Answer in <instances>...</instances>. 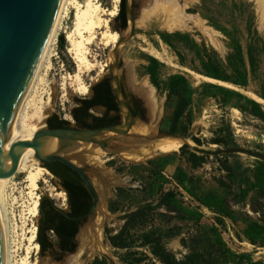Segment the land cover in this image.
Returning <instances> with one entry per match:
<instances>
[{"label": "rangeland", "instance_id": "obj_1", "mask_svg": "<svg viewBox=\"0 0 264 264\" xmlns=\"http://www.w3.org/2000/svg\"><path fill=\"white\" fill-rule=\"evenodd\" d=\"M78 1L81 4L84 3V0ZM99 1L101 7L107 11L114 7L113 0ZM120 1L118 0L117 4L118 11ZM131 3L136 23L141 20V11L145 0H131ZM148 4L150 5V3ZM180 5L185 6L184 14L190 18L184 28L173 31L166 30L163 26L164 19L160 15L158 19L156 16L151 17L142 27L135 25L133 38L119 50L117 76L126 94L134 95L142 102L146 109L147 119L150 117V110L146 92H152L158 104L161 105V111L157 115L156 121L158 131L154 136L183 139L186 138L187 133L193 132V138L200 139L205 144L198 148L192 139H188L187 143L185 142L176 152L177 154L174 152L158 153L142 163H133L110 155L102 157L99 164H88L85 161L76 162L89 177L100 195L101 201H104L102 209L106 216L101 238L102 245L106 250L105 254L99 253L89 259L82 256L78 260L79 264H96V261L121 264L120 258L125 252L113 249L107 238L120 231L126 212H131L138 203L153 199H150L147 192H136L134 193L136 200L132 202V205L127 202L123 209L115 213L110 211L109 204L115 201L116 190L119 188L142 190L144 186L154 180L160 182L161 179L155 177L158 170H161L163 177L168 180V184L164 186L165 190L176 191L186 207L200 208L203 213L200 227L209 231L213 226H216V215L190 198L177 185L176 179L181 180L188 187L191 186L199 196L227 199L225 188L229 182L222 169L224 159L222 156L210 155L202 167L194 169L191 163V154L196 153L198 149L205 152L217 150V146L206 144V142L218 136H223L225 140L229 141V132L232 134L234 146L245 152H259V145H264L263 126L251 116L239 111L238 106L243 105L240 99L227 98L221 92L202 87L203 84H212L238 92L251 100L260 99L258 94L264 91V9L260 0H180ZM66 7L64 18L61 20V31L58 33V36L63 35L64 39L65 32L72 28L75 14L70 5ZM149 8L151 11V7ZM150 11L148 13H151ZM115 18L103 17V19L109 20V28L113 32L116 28ZM102 31L104 29L98 30L96 38L86 46L88 67H77L67 52L66 40L63 50L58 48V43L56 47H52L48 58L51 67L46 69V66H43L41 69L38 80L34 83L28 98L29 102L26 107L28 109L24 111L26 115L32 114L36 106L42 108L45 114L47 113L44 121L50 115H57L72 123L71 113L77 106L76 102L89 98L91 88L95 84L104 78L110 79L108 67L112 60L113 49L104 46L101 41ZM177 34L181 37H174ZM166 35L171 36L167 41L182 52L185 62L194 58V44H205L206 47L214 50L222 60H226L233 49L239 48L248 76V86L242 89L226 83L232 86L230 88L207 82L203 76L187 67H182L179 64L178 55L163 40V36ZM158 54L162 57L159 58ZM76 75L79 76L81 83L88 87L87 95H81L76 91L77 82L74 79ZM262 106L264 108V104ZM100 114V111L93 113L96 116ZM185 129L186 134L183 135ZM157 159L160 160L155 162V165H147V162ZM229 160V166L233 170L245 172L247 175L248 181L244 186L246 198L241 207L230 203L232 210L236 213L235 219H224L218 229L229 249L236 254H247L253 261L264 264V248H256L245 240L244 232L247 225L241 217L242 214H246L258 223L264 221V199L256 197L253 188L257 159L247 153H239ZM40 167L42 168V166ZM45 171L47 174L40 177L35 194L39 196V201L42 198H49L57 209L66 211L68 209L66 193L57 187L50 172ZM25 176V172L16 174L8 183L4 195V208L7 224H9V264H21L22 260L26 258L27 248L30 249L28 264H33L35 260L36 264H42L44 261L51 264H64L66 259L73 255L78 248L79 233L75 241L76 249L72 254L61 257L59 251L54 248L42 255L40 248L38 251L31 248L28 243L30 237L28 231L34 227L38 231L40 214L38 206L37 217L32 219L30 216L29 211L33 200L24 183ZM99 176L109 184L106 198L103 195L104 186ZM220 179L225 185H220ZM253 208L259 210V213H254ZM156 226L161 230H167L173 226L180 228V234L167 240L164 246L176 258H182L187 253L182 245V240L194 232V225L188 222H178L171 218H163L157 219ZM35 243L38 245L36 238ZM105 255L110 260L106 259Z\"/></svg>", "mask_w": 264, "mask_h": 264}, {"label": "trees", "instance_id": "obj_2", "mask_svg": "<svg viewBox=\"0 0 264 264\" xmlns=\"http://www.w3.org/2000/svg\"><path fill=\"white\" fill-rule=\"evenodd\" d=\"M115 22L119 23L118 28L124 30L127 27V19L125 16L124 0L120 1L119 11L115 18ZM174 37L180 38L177 34ZM170 35L163 36L165 43L180 58L179 64L187 67L196 74L223 83L231 84L237 88H246L248 86V76L244 69V62L239 48L233 49V52L222 60L218 54L205 46V44L193 45L194 58L189 62H185L182 52L172 45L167 39ZM65 47V39L63 35L58 36V48L63 50ZM177 79V78H174ZM203 88L221 92L227 98L240 99L242 106H238L241 113L246 114L260 122L263 126L262 136H264V108L262 104L245 98L238 92L230 91L212 84H203ZM258 97L264 101V91L258 94ZM112 96V88L109 78H104L91 88V97L78 100L77 106L72 110V117L81 125L83 129H97L103 126L99 124L101 118L92 116L90 109L101 106L107 112L117 111ZM137 115V114H135ZM57 115H53L51 119H58ZM116 120H119L116 118ZM89 121H91L89 123ZM68 125V122H63ZM186 134V129L183 135ZM193 142L201 148L205 143L200 139L192 138ZM232 134L229 132V141L223 136H218L206 144L217 146V150L205 152L198 149L196 153L191 154V163L194 169L202 167L208 156H222V169L226 173L228 185L225 188L227 199L221 197L199 196L195 189L188 187L181 180L176 179L177 185L199 205L207 210L213 211L216 215V226L209 231L200 227L203 219V213L200 208L192 209L184 205L179 199V194L173 190H165L164 186L168 184V180L162 175V171L158 170L155 174L156 179L149 185L144 186L142 190L123 189L116 190L115 201L109 204L111 212H118L124 208V204L136 200L134 193L147 192L151 200H145L134 206V209L126 212L124 216V224L120 231L107 238L109 245L118 251H124V255L120 258L121 264H262L255 262L247 254H236L229 249L223 240L218 226L223 224L224 219L234 220L236 213L232 210L234 206L241 207L245 203V189L248 179L245 172L233 170L229 166V159L234 158L236 154L247 153L257 159L254 171V185L256 197L264 199V145H259V152H245L237 148L233 144ZM183 150V148H182ZM198 153V154H197ZM160 159L147 162L148 166L155 165ZM60 179L66 182L64 192L67 196L66 211L57 209L52 200L42 198L39 206V226L36 235V241L40 248V254H45L56 248L59 255L65 256L74 253L76 249L75 237L78 233L81 223L74 220L85 216L92 204V194L83 185L80 178L76 175L60 176ZM220 185H225L223 180H219ZM156 201V202H155ZM132 207V206H130ZM163 210V212H160ZM254 213L259 210L253 208ZM64 212L67 213L66 217ZM241 217L246 222L244 232L245 240L256 248H264V221L258 223L253 221L248 215L242 214ZM173 219L178 222H188L194 225V232L188 234L186 239L182 240V245L187 253L180 259L176 258L173 253L168 251L164 243L180 234V228L173 226L167 230H161L156 226L157 219ZM54 238V240H52ZM60 260L59 258L57 259ZM96 264H107L105 261Z\"/></svg>", "mask_w": 264, "mask_h": 264}, {"label": "bare ground", "instance_id": "obj_3", "mask_svg": "<svg viewBox=\"0 0 264 264\" xmlns=\"http://www.w3.org/2000/svg\"><path fill=\"white\" fill-rule=\"evenodd\" d=\"M113 3V9L107 11L101 7L99 0H84L83 4H81L78 0H58L49 32L43 43L28 86L9 122L7 132L3 135L0 134V137L3 140L2 150L6 161L8 160V149L11 145L18 142L31 141L34 135L43 128L44 119L46 118L47 113L45 114L42 108L35 106L32 114L29 116L26 115L24 111L25 109H28L26 108L29 102L28 98L34 83L38 80L41 69L43 66H46V69H49V52L56 42L59 31H61L60 25L66 12V6L70 5L75 12L72 28L65 32L67 52L71 55L77 67L81 68L83 66H89V62L86 57V46L96 38L95 36L98 30L104 29L101 33V41L106 47H111L113 49L120 38L117 32L110 30L109 20L103 19V17L114 19L117 16L118 0H113ZM148 3H150V5ZM260 3L264 9V0H260ZM149 7H151V11L149 10ZM184 9L185 6L180 5V0H145L144 7L141 11V20L136 22L135 25L142 27L147 20L151 19V17L156 16L158 19L160 15L164 19L163 26L166 30L173 31L174 29L184 28L190 21V18L185 16ZM147 10L151 13H148L149 11ZM160 57L162 56H159V58ZM74 79L77 82L76 91L81 95H87L88 87L81 83L78 75H76ZM203 79L207 82L217 83L221 86L232 88V86L223 82L204 77ZM146 94L150 110L148 123L144 124L138 121L135 122L133 127L128 132V137L123 139V141L118 143L115 147V150L120 148L117 155L118 157L133 163L145 162L153 158L158 153L169 154L177 152L185 143L182 139L173 138L151 140V138L156 137L154 135L158 131L156 121L157 115L161 111V105L158 104L157 99L154 97L152 92H146ZM255 101L260 104H264V101L258 98H255ZM110 136H112V134H110ZM56 147V140H47L46 143L42 144L41 155L46 156L54 153ZM105 155L107 154L100 148L93 145H87L72 153L69 159L72 164L75 165L78 164L76 162L81 161H85L88 164H99L100 159ZM19 172L26 173L24 183L29 191L30 198L33 200H31L32 205L29 211L32 219L37 217L39 206V196L35 194V191L38 189L40 177L47 174V172L40 167L39 161L36 159V151L30 148L23 149L16 173L0 176V264L10 263V244L8 242L9 224H7L6 210L4 208L5 190L8 183L11 182L12 178ZM105 217L104 210L101 207V211L96 217L95 227L93 229H86L80 232L78 235V248L73 255H70L66 259L64 264H79L78 260L82 256L89 259L97 256L99 253L105 254L106 250L101 241ZM28 232L30 234V237L28 238L29 245L33 250L38 251L39 246L35 243L37 233L36 228L34 227ZM29 250L30 249L27 248L26 258L22 260L21 264H28ZM36 262L37 261L35 260L33 264H36ZM42 264L51 263L44 261Z\"/></svg>", "mask_w": 264, "mask_h": 264}, {"label": "water", "instance_id": "obj_4", "mask_svg": "<svg viewBox=\"0 0 264 264\" xmlns=\"http://www.w3.org/2000/svg\"><path fill=\"white\" fill-rule=\"evenodd\" d=\"M58 0H0V134L7 132L9 122L13 117L18 103L28 86L36 61L43 43L49 32ZM127 27L124 30L114 29L119 40L112 50V60L108 71L110 84L115 96L122 121L116 126H107L97 129H47L45 124L31 141L18 142L8 149L6 161L3 153V140L0 137V176L16 173L23 149H34L36 159L41 162L57 161L73 171L92 194V204L89 212L74 219L81 223L78 233L82 230L93 229L97 215L101 211L102 201L92 182L86 174L70 161L71 154L83 146L93 145L100 148L107 155L117 156L120 148L115 150L118 143L128 137V132L135 122L148 123L134 119L120 90L118 72V55L122 46L134 36L135 17L131 0H124ZM124 34V35H123ZM112 134V136H110ZM194 137L193 132L186 134L184 142ZM174 138L170 136H156L151 140ZM53 139L57 142L54 153L41 155L42 144ZM174 154H177L174 152ZM101 179L104 198L107 196L109 184ZM41 201V199H40ZM39 201V206H40ZM66 217L67 213L64 212ZM77 233V235H78ZM77 235L75 241L77 240ZM110 260L108 256H104Z\"/></svg>", "mask_w": 264, "mask_h": 264}, {"label": "flooded vegetation", "instance_id": "obj_5", "mask_svg": "<svg viewBox=\"0 0 264 264\" xmlns=\"http://www.w3.org/2000/svg\"><path fill=\"white\" fill-rule=\"evenodd\" d=\"M118 25H119V23H116L115 27L118 28ZM119 85H120V90H121V93L123 95V98H124L125 102L127 103L130 111L132 112L134 119H139V120L145 121L146 120V109H145L144 105L142 104V102L138 98H136L134 95H130V96L127 95L120 82H119ZM112 96L114 99L113 102H114V104H116L117 111L113 110V111L107 112V110L101 106H96V107L90 109V111H89V113L92 116H95V117L102 119V121H99V124H103V126H101V127L116 126V125H119L122 121V117H121L115 96L113 94V91H112ZM97 111H100L101 114L99 116L93 115V113L97 112ZM135 114H137V115H135ZM52 116L53 115H50L44 121L45 127L47 129H51V130H53V129L84 130L81 127V125L73 117H72V123L68 122V125H66L63 123V122H67L66 120L61 119V118L51 119ZM116 118H118L119 120H116ZM90 122L91 121H89V123ZM39 164H40V166H42V168H44L45 170L50 172V174L52 175V178L56 182L57 187L59 189H62V190H64L63 186H65L67 184H66V182H64L63 180L60 179V176H67V175H72V174L76 175L73 171H71L70 169L63 166L62 164H60L57 161L41 162V163L39 162ZM76 166H78V165L76 164ZM78 167L80 169H82V167H80V166H78ZM82 171L85 173V171L83 169H82ZM76 176H78V175H76ZM86 177L89 179V177L87 175H86ZM83 185H84V183H83Z\"/></svg>", "mask_w": 264, "mask_h": 264}, {"label": "built area", "instance_id": "obj_6", "mask_svg": "<svg viewBox=\"0 0 264 264\" xmlns=\"http://www.w3.org/2000/svg\"><path fill=\"white\" fill-rule=\"evenodd\" d=\"M57 43H58V37H57L56 42H55V44H54L53 47H56L57 46Z\"/></svg>", "mask_w": 264, "mask_h": 264}]
</instances>
